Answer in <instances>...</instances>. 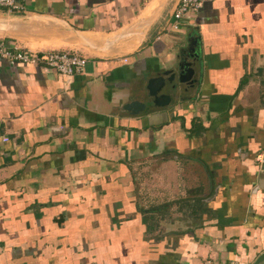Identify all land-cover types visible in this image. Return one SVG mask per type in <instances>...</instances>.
<instances>
[{"label": "crops", "instance_id": "1", "mask_svg": "<svg viewBox=\"0 0 264 264\" xmlns=\"http://www.w3.org/2000/svg\"><path fill=\"white\" fill-rule=\"evenodd\" d=\"M177 3L0 8L6 44L86 58L74 75L0 58V264H253L264 250V0H204L164 31ZM179 62L190 82L154 106L146 80Z\"/></svg>", "mask_w": 264, "mask_h": 264}, {"label": "built area", "instance_id": "2", "mask_svg": "<svg viewBox=\"0 0 264 264\" xmlns=\"http://www.w3.org/2000/svg\"><path fill=\"white\" fill-rule=\"evenodd\" d=\"M26 0H0V8L9 11H23ZM204 0H178L171 14V21L164 31H176L182 23H189L193 15L202 7ZM0 58L10 62L26 65H42L49 67L61 75H74L83 71L86 63L84 56L75 55L65 50L40 49L33 50L15 44H6L0 39ZM123 61L125 59L123 58ZM6 140V138H2ZM222 264H234L227 262Z\"/></svg>", "mask_w": 264, "mask_h": 264}, {"label": "water", "instance_id": "3", "mask_svg": "<svg viewBox=\"0 0 264 264\" xmlns=\"http://www.w3.org/2000/svg\"><path fill=\"white\" fill-rule=\"evenodd\" d=\"M182 50H179V52ZM186 64L183 62L177 63L171 69H167L156 76H152L146 80L145 83V90L147 92V96L150 98L149 101L154 106H164L169 104L170 102V95L169 93H164L161 90L167 85V90H173L175 88L176 81L178 82H186L191 79L193 74V69L191 67H186ZM166 76V77H163ZM145 107V103L139 100H131L124 104L122 108L126 111L131 113H137L141 111ZM264 261V250L256 256L253 261V264H259Z\"/></svg>", "mask_w": 264, "mask_h": 264}, {"label": "rangeland", "instance_id": "4", "mask_svg": "<svg viewBox=\"0 0 264 264\" xmlns=\"http://www.w3.org/2000/svg\"><path fill=\"white\" fill-rule=\"evenodd\" d=\"M151 216H153V214Z\"/></svg>", "mask_w": 264, "mask_h": 264}]
</instances>
